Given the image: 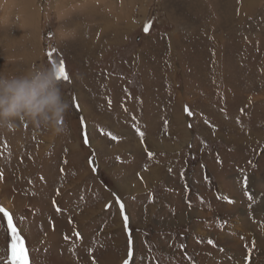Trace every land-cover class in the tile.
I'll use <instances>...</instances> for the list:
<instances>
[{
	"label": "rangeland",
	"instance_id": "obj_1",
	"mask_svg": "<svg viewBox=\"0 0 264 264\" xmlns=\"http://www.w3.org/2000/svg\"><path fill=\"white\" fill-rule=\"evenodd\" d=\"M60 62L66 132L0 130V264H264V0H0V72Z\"/></svg>",
	"mask_w": 264,
	"mask_h": 264
},
{
	"label": "clouds",
	"instance_id": "obj_2",
	"mask_svg": "<svg viewBox=\"0 0 264 264\" xmlns=\"http://www.w3.org/2000/svg\"><path fill=\"white\" fill-rule=\"evenodd\" d=\"M53 65L33 66L23 74L0 73V130L26 121L53 136L66 132L69 103Z\"/></svg>",
	"mask_w": 264,
	"mask_h": 264
},
{
	"label": "crops",
	"instance_id": "obj_3",
	"mask_svg": "<svg viewBox=\"0 0 264 264\" xmlns=\"http://www.w3.org/2000/svg\"><path fill=\"white\" fill-rule=\"evenodd\" d=\"M129 25V24H128ZM104 26H107V27H105V29H103V30H107V29H114L116 26H113L112 24H111V22L109 21V23H105L104 24ZM99 28H100V25H99ZM130 28L127 26V27H125V28H120L119 29V31H118V29H115L117 32H120L119 34L120 35H127V34H124L125 33V31L124 30H129ZM245 184H246V182H245ZM251 201V200H250ZM249 201V202H250ZM252 208H254L255 209V211H259L256 207H254V205L252 206ZM258 216V217H257ZM245 217H248V219H249V226H251L252 224H256V222L254 223L253 221H251L253 218H264V214L263 213H245ZM263 227V226H262ZM238 230H240V226L237 228ZM262 229V228H261ZM260 231V230H259ZM233 234H236V231H233ZM244 235V234H243ZM243 235H240V237L242 238V236ZM264 236V234H262V235H260L259 236V238H262ZM218 248V256H220V255H224V257H223V259L222 258H220L221 260V262L223 263V264H229L230 263V261H231V264L232 263H234V262H232V261H234L235 260V257H233V256H231V255H227L226 253H228V252H226L225 250H223V249H221V248H219V247H217ZM201 255H203V251L200 253ZM252 255L254 254V256H255V252L253 253H251ZM229 262V263H228ZM203 264V263H202Z\"/></svg>",
	"mask_w": 264,
	"mask_h": 264
},
{
	"label": "snow or ice",
	"instance_id": "obj_4",
	"mask_svg": "<svg viewBox=\"0 0 264 264\" xmlns=\"http://www.w3.org/2000/svg\"><path fill=\"white\" fill-rule=\"evenodd\" d=\"M56 78L59 81H63V82H68L69 77L65 71V66L63 64V62H60L57 67H56ZM0 211H2V209H0ZM3 216L5 218H7V229L13 234L15 235L16 233V228L13 227V220L11 217H9L8 212H3ZM15 258V245H13V259Z\"/></svg>",
	"mask_w": 264,
	"mask_h": 264
},
{
	"label": "bare ground",
	"instance_id": "obj_5",
	"mask_svg": "<svg viewBox=\"0 0 264 264\" xmlns=\"http://www.w3.org/2000/svg\"><path fill=\"white\" fill-rule=\"evenodd\" d=\"M24 11H26V10H24ZM22 13H23V12H22ZM24 15H25V14H24ZM28 17H29V16H28ZM31 17H32V16H31ZM25 18H26V17H25ZM97 30H102V29H100V28L98 27ZM34 34H35V33H34ZM0 73H1V72H0ZM99 149H100V148H99ZM150 172H151V171H150ZM150 172H149V173H150ZM149 173H148V174H149ZM145 176H146V175H145ZM146 180H147V179H146ZM135 185H136V184H135Z\"/></svg>",
	"mask_w": 264,
	"mask_h": 264
}]
</instances>
